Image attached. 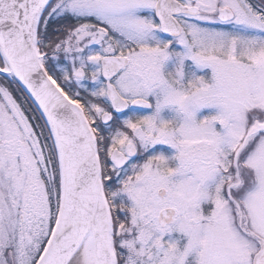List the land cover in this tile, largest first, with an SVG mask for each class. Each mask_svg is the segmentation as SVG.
I'll return each instance as SVG.
<instances>
[{
  "label": "snow or ice",
  "instance_id": "6c2138e0",
  "mask_svg": "<svg viewBox=\"0 0 264 264\" xmlns=\"http://www.w3.org/2000/svg\"><path fill=\"white\" fill-rule=\"evenodd\" d=\"M0 264H264V0H0Z\"/></svg>",
  "mask_w": 264,
  "mask_h": 264
}]
</instances>
